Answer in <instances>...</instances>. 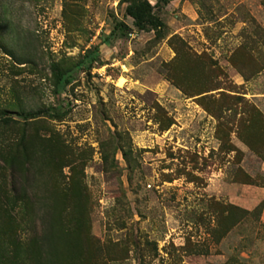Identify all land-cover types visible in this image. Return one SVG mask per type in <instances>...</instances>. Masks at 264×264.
Segmentation results:
<instances>
[{
    "label": "rangeland",
    "instance_id": "374dc122",
    "mask_svg": "<svg viewBox=\"0 0 264 264\" xmlns=\"http://www.w3.org/2000/svg\"><path fill=\"white\" fill-rule=\"evenodd\" d=\"M0 264H264V0H0Z\"/></svg>",
    "mask_w": 264,
    "mask_h": 264
},
{
    "label": "trees",
    "instance_id": "16d2710c",
    "mask_svg": "<svg viewBox=\"0 0 264 264\" xmlns=\"http://www.w3.org/2000/svg\"><path fill=\"white\" fill-rule=\"evenodd\" d=\"M126 12L135 21L137 27H143L142 23L140 22V17L136 14V12L134 11L131 5L127 6ZM57 81L58 82L62 81L63 84H66V80L63 78L62 75L59 76ZM58 113H59L58 110L54 108H50V109H45L42 111H37L35 113L28 114V117L31 119H36L39 117H56Z\"/></svg>",
    "mask_w": 264,
    "mask_h": 264
}]
</instances>
